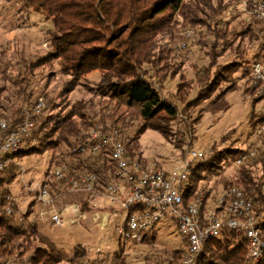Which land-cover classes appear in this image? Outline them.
<instances>
[{
	"label": "trees",
	"instance_id": "1",
	"mask_svg": "<svg viewBox=\"0 0 264 264\" xmlns=\"http://www.w3.org/2000/svg\"><path fill=\"white\" fill-rule=\"evenodd\" d=\"M209 1L195 0L189 3L186 0H26L32 11L44 15L52 22L49 33L52 51L37 60L20 56L14 64L0 57V124L6 122L8 127L5 132L0 130V136L16 130L27 111L33 114L38 102L42 100L44 103L40 114L32 115L34 127L30 139L23 143L19 152L7 155V159L18 162L26 156L50 154V168L66 165L70 175L74 170H79L80 173L95 171L100 189L103 190L108 171L114 169L107 152L98 156H93L87 151L80 152L88 141L91 127L96 123L104 132L116 128L126 156L131 160L143 162L141 155L133 149L134 140L139 139L148 129L166 135L168 123L177 117L180 108L161 95L156 84L146 77V70L142 71V66L157 65V39L162 35L175 39L180 31L177 28V18L183 20L184 27L197 25L201 21L199 14L205 15L204 9L209 7ZM174 21L177 22L173 25ZM260 33L262 43L259 44L254 62L250 65L253 78L254 66L264 62V37L261 26ZM225 34L227 36L226 31L221 35L216 31V36H221L218 38L222 41ZM151 60L155 61L154 65ZM54 61L60 62L63 74L71 76L64 90L66 93L74 91L84 75L101 71L103 74L97 87V96L112 99L116 105L112 108L103 106L101 102H79L69 114H52V100L48 98L47 93L44 94L39 84L35 83V70ZM235 67L237 68L236 65L223 66L210 82L208 71L203 73L199 79L202 88L192 103L199 104L211 99L221 83L227 82L225 74L235 72ZM152 69H156L155 66ZM10 72L14 74L11 75ZM155 72L160 73L157 70ZM120 105L127 111H122ZM137 118L142 120V125L135 138L128 140L125 137V132L131 126L128 120ZM250 123L253 124V129L263 126L264 113L254 114ZM262 143L263 148L257 151L254 157H251V152L247 150L229 146L217 148L210 155L203 153L202 158L193 160L189 179L183 189L185 200L202 197L208 201L217 198L220 192L236 186L256 201L259 211H264V171L261 176H255L249 166L246 168L245 164H242L236 179L225 184L217 193H214L213 188L207 190L205 184L212 178L218 179L227 166L245 156L253 158L255 163L264 167V138ZM18 168V165L11 163L0 174V187L3 188L14 179ZM61 185L69 188L66 181L61 182ZM7 195H10V192L6 189L0 194L1 260L10 261V257H13L10 264H16L17 260L19 264H102V261H106L90 260L87 248L81 245L75 246L71 254L66 253L50 237L49 239L39 236L38 233L45 235L46 232L40 229L38 222H32L26 228L20 226L15 219L18 205L13 202L12 212L6 211ZM33 204L23 217L33 214ZM262 232L264 233V225ZM35 237L40 238L46 247L37 246L31 254L22 258L20 249L24 244L19 242V239L32 246L31 239ZM153 239V235H148L143 243H150ZM184 248L182 246L175 251L152 254L145 258L143 264H168L171 257L179 259L185 252ZM122 255V252H116L110 259L112 264H128ZM247 261L246 238L235 231L226 230L222 237L210 240L204 245L198 264H245ZM261 264H264V260Z\"/></svg>",
	"mask_w": 264,
	"mask_h": 264
},
{
	"label": "rangeland",
	"instance_id": "2",
	"mask_svg": "<svg viewBox=\"0 0 264 264\" xmlns=\"http://www.w3.org/2000/svg\"><path fill=\"white\" fill-rule=\"evenodd\" d=\"M186 1L193 3L195 0ZM242 1L210 0L209 7L204 9L205 15L199 14L202 22L184 27L183 20L177 18V28L180 31L176 36L174 34L175 39L167 35L157 39V65L151 60L156 69H152L154 66L150 64H144L142 71L146 70V77L156 84L161 95L177 105L180 110L177 117L168 123L166 135L148 129L139 139L134 140L133 149L141 155L143 164H154L171 171L182 166L190 148L210 155L217 148L230 146L251 152V157L263 148L264 135L257 132L259 128L253 129V124L250 123L254 114L264 113V86L255 81L250 71V65L254 62L259 44L262 43L261 25L250 14L232 11L241 9ZM176 22L174 21L173 25ZM51 29L52 22L44 15L32 11L26 0H0V57L5 61H12L14 64L20 56L36 60L45 57L52 51L49 36ZM216 31H219L220 35L224 34V31L227 32L224 41L218 38L221 36H216ZM228 65H236L237 68L235 67V72L225 74L227 82L221 83L211 99L193 104L202 88L199 79L203 73L208 71L210 82L218 70ZM156 70L160 73H156ZM35 73V83L39 84L44 94L47 93L48 98L52 100V114L55 116L69 114L79 102H101L103 106L112 108L116 105L112 99L97 96V87L103 74L101 71L84 75L70 93L64 90L71 76L63 74L59 61L40 67ZM120 109L127 111L121 105ZM128 121L131 126L125 132V137L133 140L142 120L137 118ZM242 158L243 163L238 161L227 166L218 179L212 178L205 183L206 189L213 188L214 193L220 191L225 184L236 179L242 164H245L246 168L249 166L255 176L262 175L264 167L261 164L255 163L253 158ZM49 160L50 154L26 156L19 160L21 167L18 168L16 176L9 184L0 187V194L5 189L10 192L5 208L12 206L13 202L18 205L15 219L20 226L26 228L32 222H38L40 229L46 232L45 235L38 233L39 236L50 237L58 243V240L62 242L68 238H54L59 237L60 233L58 229H51L48 220L51 221L52 210H56L55 205L46 208L41 206L35 202V193L26 190L24 186L26 183L33 187L47 178L50 170ZM23 168L26 172L22 176ZM219 195L221 192L217 197ZM31 204L34 205L33 214L23 217ZM107 207L109 206H103L104 210H107ZM120 212L116 210L107 219L98 214L97 220L87 221L85 227H80L78 234L74 233L76 226H66L62 229L70 230L74 234L71 244L87 248L90 260L105 259L102 264H112L110 259L116 252H122V258L128 264H143L147 256L162 251H175L183 246L177 223L171 220L157 225L154 239L150 243L125 241L118 234V227L125 218V214ZM31 241L32 246H29L23 239H19V242L24 244L20 249L22 258H26L37 246L46 247L40 238L35 237ZM66 247L72 246H61L63 250ZM9 260L10 263L13 262V257ZM16 264H19L18 260Z\"/></svg>",
	"mask_w": 264,
	"mask_h": 264
},
{
	"label": "built area",
	"instance_id": "3",
	"mask_svg": "<svg viewBox=\"0 0 264 264\" xmlns=\"http://www.w3.org/2000/svg\"><path fill=\"white\" fill-rule=\"evenodd\" d=\"M241 5V9L232 11L254 17L261 24L264 37V0H243ZM253 76L257 83L264 86V62L254 66ZM43 106L40 100L33 114L39 115ZM33 114L27 111L16 130L0 136V174L11 163L21 167L18 162L8 160L7 155L19 152L23 143L30 139L34 127ZM7 128V123L1 122L0 130L5 132ZM257 132L264 135V125ZM81 151L93 156L107 152L114 169L108 171L103 190L95 171L80 173L74 170L70 175L66 165H58L50 168L47 178L35 186L24 183L26 190L35 193L37 203L45 208L54 207L57 196L52 189L66 181L71 193H85L93 199H104L125 214L123 223L118 227V234L125 241L141 244L146 236L154 235L159 223L167 220L176 222L185 252L179 259L171 257L168 264H198L204 245L222 237L226 230L246 238L248 261L245 264H261L264 260V211H259L256 201L242 189L232 186L208 201L202 197L185 200L183 189L189 179L190 165L193 160L202 158L203 152L190 148L182 166L167 171L158 165L129 159L119 140L118 130L112 128L104 132L96 123L91 127L88 141ZM25 172L23 168L22 176ZM6 211L11 213V206ZM75 211L80 213L78 205ZM51 221L56 227L65 224L56 210H52ZM0 264H10V261L0 259Z\"/></svg>",
	"mask_w": 264,
	"mask_h": 264
},
{
	"label": "crops",
	"instance_id": "4",
	"mask_svg": "<svg viewBox=\"0 0 264 264\" xmlns=\"http://www.w3.org/2000/svg\"><path fill=\"white\" fill-rule=\"evenodd\" d=\"M53 194L57 196L55 209L57 212L60 213L61 217L64 219V226L74 227L76 226L74 233L78 234L80 231V227H85V225L92 220H97V215L102 214L103 219H107L109 215H112V213H115V211H120L118 208L110 206V204L101 198H90L89 195L85 193H71L67 188H65L62 185L54 186ZM104 203V205H103ZM78 205L80 207V213H77L75 211V206ZM106 205L107 210H104L103 206ZM99 211V212H98ZM122 213V212H120ZM50 222L49 225H51V229L55 230L58 229V232L60 233L59 237L54 236L55 240H58L59 238H63V236L67 237V241L62 242L58 240V244H61L59 246H63V244L71 245L72 247H75L77 245L71 244L72 237H75L70 230L62 229L63 227H56L52 221L48 220ZM88 221V222H87ZM80 225V226H77ZM69 240V241H68ZM65 242V243H64ZM67 242V243H66ZM72 247H66L64 250L66 253L71 254L73 248Z\"/></svg>",
	"mask_w": 264,
	"mask_h": 264
}]
</instances>
